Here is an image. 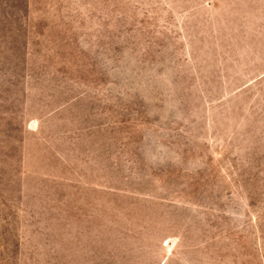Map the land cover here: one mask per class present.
I'll list each match as a JSON object with an SVG mask.
<instances>
[{
	"label": "rangeland",
	"instance_id": "374dc122",
	"mask_svg": "<svg viewBox=\"0 0 264 264\" xmlns=\"http://www.w3.org/2000/svg\"><path fill=\"white\" fill-rule=\"evenodd\" d=\"M0 264H264V0H0Z\"/></svg>",
	"mask_w": 264,
	"mask_h": 264
}]
</instances>
